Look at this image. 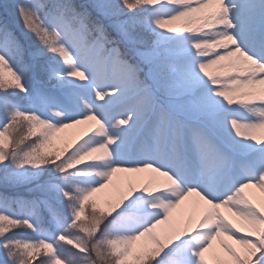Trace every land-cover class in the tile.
I'll return each mask as SVG.
<instances>
[{
  "label": "snow or ice",
  "instance_id": "6c2138e0",
  "mask_svg": "<svg viewBox=\"0 0 264 264\" xmlns=\"http://www.w3.org/2000/svg\"><path fill=\"white\" fill-rule=\"evenodd\" d=\"M250 188L264 0H0V264H264Z\"/></svg>",
  "mask_w": 264,
  "mask_h": 264
},
{
  "label": "rangeland",
  "instance_id": "374dc122",
  "mask_svg": "<svg viewBox=\"0 0 264 264\" xmlns=\"http://www.w3.org/2000/svg\"><path fill=\"white\" fill-rule=\"evenodd\" d=\"M69 131H71V130H69ZM246 193L249 196V198L252 200L253 203H256L258 206H264V193H262L260 191V189H258V188H250V189L246 190ZM87 211H90V208ZM222 211H224L225 214L227 216H229V218L233 219V221L236 222L238 224V226L242 223L239 220V218L233 216L231 212H228L227 210H223V209H222ZM86 214H87V212H86ZM224 239L227 240L226 237ZM227 242L232 243V241H227ZM235 246L237 248H239L238 245H235ZM213 247H214V250L216 252H221L222 251L221 248H220V245H219V241H215ZM208 258L210 260V264H214L213 258L211 256H209Z\"/></svg>",
  "mask_w": 264,
  "mask_h": 264
},
{
  "label": "trees",
  "instance_id": "16d2710c",
  "mask_svg": "<svg viewBox=\"0 0 264 264\" xmlns=\"http://www.w3.org/2000/svg\"><path fill=\"white\" fill-rule=\"evenodd\" d=\"M26 235V234H25Z\"/></svg>",
  "mask_w": 264,
  "mask_h": 264
}]
</instances>
